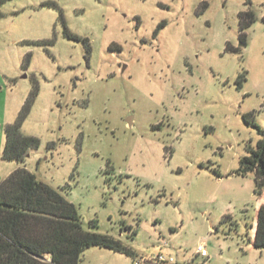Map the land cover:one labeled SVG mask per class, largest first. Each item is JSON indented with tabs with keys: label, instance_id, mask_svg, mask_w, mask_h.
<instances>
[{
	"label": "rangeland",
	"instance_id": "rangeland-1",
	"mask_svg": "<svg viewBox=\"0 0 264 264\" xmlns=\"http://www.w3.org/2000/svg\"><path fill=\"white\" fill-rule=\"evenodd\" d=\"M0 12V155L37 83L22 134L41 145L24 166L85 231L134 253L94 247L80 264H264L248 242L255 177L235 175L264 132V0H7Z\"/></svg>",
	"mask_w": 264,
	"mask_h": 264
},
{
	"label": "trees",
	"instance_id": "trees-1",
	"mask_svg": "<svg viewBox=\"0 0 264 264\" xmlns=\"http://www.w3.org/2000/svg\"><path fill=\"white\" fill-rule=\"evenodd\" d=\"M6 1L0 0V6ZM255 22L251 9L240 14L241 47H247L246 31ZM38 95L39 86L34 83L17 120L6 125L3 161L24 166L31 151L40 148L38 138L22 134ZM260 135L257 148L249 150L235 175L255 177L256 208L248 242L254 249L264 251V132L260 131ZM94 247L134 256L115 239L85 231L76 207L61 193L40 182L25 166L0 182V264H80L85 251Z\"/></svg>",
	"mask_w": 264,
	"mask_h": 264
},
{
	"label": "built area",
	"instance_id": "built-area-1",
	"mask_svg": "<svg viewBox=\"0 0 264 264\" xmlns=\"http://www.w3.org/2000/svg\"><path fill=\"white\" fill-rule=\"evenodd\" d=\"M197 255L202 258H207L208 253L205 248L201 245L198 247ZM176 261L173 257H169L163 253L151 256L149 258H142L141 261L136 264H174Z\"/></svg>",
	"mask_w": 264,
	"mask_h": 264
},
{
	"label": "crops",
	"instance_id": "crops-1",
	"mask_svg": "<svg viewBox=\"0 0 264 264\" xmlns=\"http://www.w3.org/2000/svg\"><path fill=\"white\" fill-rule=\"evenodd\" d=\"M1 155H0V167H2V165H4L5 163H9V164H15V166H11V167H9V166H3V168L2 169H4V174H5V176L3 177V176H0V182L1 181H3V180H5L6 178H8L14 171H16L17 169H19V168H23L24 166L23 165H19V164H17V163H11V162H6V161H3L2 159H1ZM27 168V167H26Z\"/></svg>",
	"mask_w": 264,
	"mask_h": 264
},
{
	"label": "water",
	"instance_id": "water-1",
	"mask_svg": "<svg viewBox=\"0 0 264 264\" xmlns=\"http://www.w3.org/2000/svg\"><path fill=\"white\" fill-rule=\"evenodd\" d=\"M25 78H26V76H25Z\"/></svg>",
	"mask_w": 264,
	"mask_h": 264
}]
</instances>
